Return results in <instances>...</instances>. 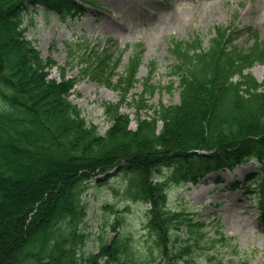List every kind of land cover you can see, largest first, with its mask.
I'll return each mask as SVG.
<instances>
[{
  "label": "trees",
  "instance_id": "obj_1",
  "mask_svg": "<svg viewBox=\"0 0 264 264\" xmlns=\"http://www.w3.org/2000/svg\"><path fill=\"white\" fill-rule=\"evenodd\" d=\"M26 4L58 17L80 8L73 0H0V221L11 185L27 184L29 193L10 211L11 221L0 222V264L5 257L7 264H153L158 258L173 264L195 258L205 244L233 247L236 255L229 239L222 233L209 237L207 222L182 203L170 207L168 192L251 160L258 161L264 186V81L251 72L256 63L264 64V44L257 41L242 49L231 29H217L207 48L198 39L174 42L170 51L176 60L179 104L153 108L146 94L156 88L146 85L134 100L135 129L120 112L137 69L132 62L129 82L125 78L116 85L123 92L121 103L107 106L111 126L102 134L71 102L74 80L66 79L63 68L61 81L50 78L48 61L20 29ZM85 57L82 74L110 86V58ZM145 108L153 109L154 116L142 118ZM40 164L44 167L36 179L20 174L19 167ZM111 171L115 173L107 174ZM116 177L123 178L119 191L126 201L146 207L145 227L154 239L149 258L132 250L122 213L111 224L109 218L105 222L118 234L101 238L97 254L81 255L87 237L81 232L87 217L84 194L91 185ZM104 209L111 212L114 206ZM228 264L248 263L239 259Z\"/></svg>",
  "mask_w": 264,
  "mask_h": 264
},
{
  "label": "rangeland",
  "instance_id": "obj_2",
  "mask_svg": "<svg viewBox=\"0 0 264 264\" xmlns=\"http://www.w3.org/2000/svg\"><path fill=\"white\" fill-rule=\"evenodd\" d=\"M77 3L85 8L83 16L74 12L73 17L61 18L54 12L47 13L44 8L28 5L21 28L42 58L48 61L46 71L51 78L61 80L63 68L66 78L74 80L71 102L102 134L111 126L107 106L121 103L123 92L116 85L125 78L129 82L132 62L137 69L120 112L129 116L131 127L135 129L134 100L146 85L156 88L146 94V103L153 108L161 103L179 104V79L173 73L176 60L170 51L174 41L191 44L198 38L200 46L207 48L217 27L224 29L232 25L242 34L237 41L240 48L252 47L257 37L264 43V0H80ZM88 53L110 58L107 64L112 71H106L110 86L82 74L83 59ZM251 72L259 82L264 80V64L256 63ZM143 110L142 118L154 116L153 109ZM158 126L160 128L161 124ZM43 167L40 164L26 170L19 167V170L26 179L33 180ZM259 170L256 161H251L231 174L224 175L227 171L212 174L205 183L171 188L168 192L171 207L182 202L196 219L207 221L209 237L214 238L219 230L238 250L235 255L233 247L211 249L210 244H205L195 258L176 260L173 264H228L239 259L248 264H264V200L257 186L248 188L244 184L249 174ZM218 177L223 180L222 185H218ZM235 182L241 183L237 191L231 186ZM3 184L10 186L8 182ZM122 184L123 178L116 177L108 184L101 186L97 182L86 190L82 203L86 206L87 217L81 231L87 234L86 245L81 251L84 258L98 253L101 238L111 240L118 234L107 229L105 222L109 218L108 225L111 224L120 213L126 219L123 232L130 236L132 250L139 257L151 256L154 239L145 227L143 212L146 207L126 201L119 191ZM10 187L13 190L6 191L5 196L7 213L0 221L3 225L11 221L10 211L29 195L27 184ZM107 204L115 208L105 211ZM8 261L5 257L4 263ZM170 262L158 258L153 264Z\"/></svg>",
  "mask_w": 264,
  "mask_h": 264
},
{
  "label": "bare ground",
  "instance_id": "obj_3",
  "mask_svg": "<svg viewBox=\"0 0 264 264\" xmlns=\"http://www.w3.org/2000/svg\"><path fill=\"white\" fill-rule=\"evenodd\" d=\"M229 173H226V174H224V175H228ZM231 174V173H230Z\"/></svg>",
  "mask_w": 264,
  "mask_h": 264
}]
</instances>
